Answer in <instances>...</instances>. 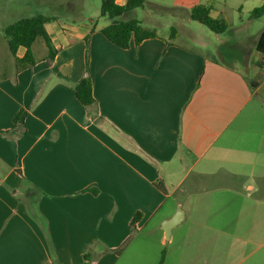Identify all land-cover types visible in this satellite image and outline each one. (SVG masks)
<instances>
[{"label":"crops","instance_id":"crops-1","mask_svg":"<svg viewBox=\"0 0 264 264\" xmlns=\"http://www.w3.org/2000/svg\"><path fill=\"white\" fill-rule=\"evenodd\" d=\"M74 1L54 0L51 12H41L52 17L44 24L55 48L52 60L44 43L32 65L17 69L14 61L13 71L0 79V264H120L137 235H153L163 245L161 223L175 212L173 193L185 188L190 173L225 180L219 190L226 194L246 189L263 200L260 53L255 50L250 62L260 70L249 77L158 33L120 48L100 32L109 19L94 22L81 11L61 17L57 8L83 9L81 0ZM149 1L185 11L201 2ZM206 2L210 14L220 16L212 14V0ZM262 2L253 0L251 9ZM86 47L97 105L91 112L73 90L86 69ZM245 56L231 54L248 67ZM170 168L181 172L176 182L167 181ZM229 180L245 183L233 189ZM157 181L167 193L155 187ZM197 184L190 181L187 188ZM10 188L20 190L19 198ZM136 212L137 232L124 251L99 253L129 235ZM89 250L93 257L85 258Z\"/></svg>","mask_w":264,"mask_h":264},{"label":"rangeland","instance_id":"rangeland-1","mask_svg":"<svg viewBox=\"0 0 264 264\" xmlns=\"http://www.w3.org/2000/svg\"><path fill=\"white\" fill-rule=\"evenodd\" d=\"M53 1L0 0V79L3 74L13 71L14 64L3 34L4 27L21 17L51 12L49 2ZM81 1L83 9L67 11L57 8V11L63 19H70L81 11V14L92 17L94 22L108 21L107 16L100 15V0ZM199 1L207 3L206 0ZM252 1L212 0V14L223 16L228 23V29L223 33L211 31L181 9H175L170 14L138 8L126 18H138L142 25L154 27L160 36L166 38L169 37L170 27L175 26L177 34L173 40L176 43L191 47L207 57L231 63L252 77L255 70H260L258 65L250 63L255 54L252 39L255 32L264 28V13L256 18L250 16ZM44 46L43 39L37 37L31 45L33 54L38 55ZM243 46H248V49L245 51ZM251 46L252 49H249ZM23 50L19 47L17 53ZM231 54L242 58L246 54L249 66L246 67L239 57L232 58ZM180 173L170 168L167 181L176 182ZM190 181L198 184L189 189ZM244 181L229 180L233 189L237 183ZM225 183V180L210 177L194 179L193 173H190L185 180V188L182 185V189L173 193L176 207L180 206L184 219L171 229L163 245H159L153 235H137L123 252L120 264H158L162 248L165 249L163 264H264V199L256 193L249 195L246 189L235 193L229 188V194H226L219 190ZM247 183L256 184L257 180Z\"/></svg>","mask_w":264,"mask_h":264},{"label":"trees","instance_id":"trees-1","mask_svg":"<svg viewBox=\"0 0 264 264\" xmlns=\"http://www.w3.org/2000/svg\"><path fill=\"white\" fill-rule=\"evenodd\" d=\"M152 9L154 13H170L175 9L171 6H164L149 0H126L123 4L117 2V0H100V15L107 16L109 23L104 25L100 32L102 35L109 40L112 44L120 47L126 48L129 46L132 41L136 46L143 39L156 37L157 31L154 27H149L142 25L141 20L135 17H130L127 19H121L120 17L135 9ZM183 10V9H181ZM211 6L209 4L197 3L190 6L187 11L191 19L200 22L205 25L211 31L215 33H223L228 29V23L221 16H212L210 14ZM264 13V0L263 2L255 6L250 11V16L253 18L259 17ZM51 16H47L42 13H37L28 17H21L8 25L3 29V34L6 38L7 46L12 54L15 66L17 69H21L27 66H30L34 63L35 59L32 53L31 45L37 37H41L47 48L46 59L50 62L55 54V48L53 47L51 40L45 30L44 24L51 20ZM95 23L91 24L90 31L94 29ZM177 34V29L175 26L170 27L169 37L173 38ZM168 43V42H167ZM19 47L24 48L22 56H17V50ZM254 48L261 55V62L263 64L264 59V28L259 32L258 37L255 41ZM88 63V47L85 49V64L86 69L84 74L73 84V90L75 98L83 105H93L95 104V99L92 95V84L87 71ZM252 84V81H251ZM17 117L14 118L16 120ZM24 180V178H23ZM155 187L163 193L166 192V188L162 181H157L154 183ZM11 192L18 196L20 190L18 188H10ZM28 211L30 215L36 220L39 221V215L33 205L29 204ZM141 213L136 212L130 222H129V235L116 247L113 248H102L99 253L104 251H111L116 255L121 254L124 249L131 242L134 234L137 232L135 223L140 219ZM41 225V223L39 222ZM92 251V250H91ZM89 252L84 253L85 258L93 257V253ZM98 253V254H99ZM165 259V249L162 248L160 252V258L158 264H163Z\"/></svg>","mask_w":264,"mask_h":264},{"label":"water","instance_id":"water-1","mask_svg":"<svg viewBox=\"0 0 264 264\" xmlns=\"http://www.w3.org/2000/svg\"><path fill=\"white\" fill-rule=\"evenodd\" d=\"M85 109L87 112L95 111L97 109V105H86ZM183 218V211L180 209V206L177 205L175 212L173 215L167 219H165L161 223V229L163 231L164 237L169 238L171 234V229L176 226Z\"/></svg>","mask_w":264,"mask_h":264},{"label":"built area","instance_id":"built-area-1","mask_svg":"<svg viewBox=\"0 0 264 264\" xmlns=\"http://www.w3.org/2000/svg\"><path fill=\"white\" fill-rule=\"evenodd\" d=\"M263 61H264V59H263Z\"/></svg>","mask_w":264,"mask_h":264}]
</instances>
